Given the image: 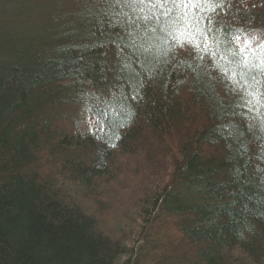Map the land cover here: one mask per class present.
<instances>
[{"label":"trees","instance_id":"1","mask_svg":"<svg viewBox=\"0 0 264 264\" xmlns=\"http://www.w3.org/2000/svg\"><path fill=\"white\" fill-rule=\"evenodd\" d=\"M261 29L264 0H0V264H264V114L222 76Z\"/></svg>","mask_w":264,"mask_h":264},{"label":"rangeland","instance_id":"2","mask_svg":"<svg viewBox=\"0 0 264 264\" xmlns=\"http://www.w3.org/2000/svg\"><path fill=\"white\" fill-rule=\"evenodd\" d=\"M251 36L253 39L247 42V44L243 42L240 45V49H236V46L231 48V50L235 51L233 54H240V62H233L232 64H236L232 66V71L235 75L233 77L238 78L240 81L233 79L226 71H223L222 76L226 79V83L230 85L232 96L239 102L243 110L261 117L264 114V109L260 106V103L264 106V90H262L263 92L261 93L260 91L248 90L247 88L254 89L256 85L259 84L264 86V29L252 32ZM182 42V50L180 52L183 57L190 59L195 58L197 62H199V59H205L201 54L202 45L200 43L196 44L189 35H186ZM249 70H251L253 75H250ZM260 76L262 77L259 78ZM259 97H262L261 101L258 100ZM66 112L69 115L75 116L85 113L84 110L79 107L68 109ZM252 121L256 125L257 121L253 119ZM126 196L131 199L132 202H128ZM133 199L131 194L127 191L122 193L119 197L118 206H110V210L107 212L108 214L102 215L106 232L108 231V233L112 235L110 231H113L114 235L117 237L120 236L123 240L135 238L142 220L139 214L140 206Z\"/></svg>","mask_w":264,"mask_h":264},{"label":"snow or ice","instance_id":"3","mask_svg":"<svg viewBox=\"0 0 264 264\" xmlns=\"http://www.w3.org/2000/svg\"><path fill=\"white\" fill-rule=\"evenodd\" d=\"M131 6L135 5H143L145 3H153L156 5H168L171 4L173 7H179L184 9L186 6H192L193 4H197L200 0H125ZM170 14V12H169Z\"/></svg>","mask_w":264,"mask_h":264}]
</instances>
